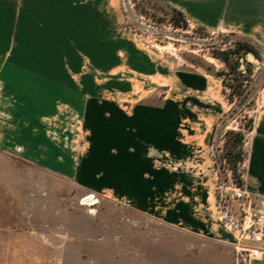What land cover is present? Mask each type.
<instances>
[{
    "label": "rangeland",
    "instance_id": "374dc122",
    "mask_svg": "<svg viewBox=\"0 0 264 264\" xmlns=\"http://www.w3.org/2000/svg\"><path fill=\"white\" fill-rule=\"evenodd\" d=\"M0 3V86L51 93L3 96L18 101L19 127L6 131L19 142L0 144V264H122L139 254L147 264H243L231 246L182 232L187 219L217 222L235 246L264 251L263 238L230 223L264 211L246 188V127L264 109V16L240 35L196 8L183 12L185 25L165 0ZM10 43L36 47L11 63ZM236 43L253 51L236 54ZM225 52L241 75L218 58ZM238 131L244 157L234 167L226 153ZM169 210L176 227L160 221Z\"/></svg>",
    "mask_w": 264,
    "mask_h": 264
},
{
    "label": "crops",
    "instance_id": "0c3cea01",
    "mask_svg": "<svg viewBox=\"0 0 264 264\" xmlns=\"http://www.w3.org/2000/svg\"><path fill=\"white\" fill-rule=\"evenodd\" d=\"M172 4L178 11L182 14L186 12L188 14H194L192 9H200L204 20L208 22L212 26H217L220 30H225L229 32H236L240 35H248L250 31H248L247 26L253 24L258 21L257 17L264 16V0H165ZM2 3H0V8ZM186 9V10H185ZM2 11L0 9V18L2 17ZM18 21V20H17ZM16 30L18 32V22ZM1 22V21H0ZM12 22V21H11ZM237 27H239L237 29ZM253 34V33H250ZM30 44V43H29ZM11 50V63L12 59L15 57L16 59L19 57L20 53L25 57L24 54L29 56V50L24 51L23 49L35 48L34 45H20V43H10ZM6 46V47H9ZM40 47L50 48V45H43ZM3 48L4 43H0V59L3 56ZM22 48L21 52L19 49ZM49 51V50H48ZM32 54L35 52L31 51ZM50 54V52H48ZM27 56V57H28ZM52 77H50L48 72H44L42 77L37 78L42 80V84H46L45 81H49ZM8 79L2 68L0 67V80ZM11 80H18L19 75L10 74ZM33 79H36V77ZM60 79V76H59ZM46 87H32L26 88V93H21L18 83L14 85L10 84V87L3 88L0 86V144L4 142H11L18 144V132L13 135L11 131H6L7 126L10 125V129H18L19 127V108L18 101L16 100V105L13 104V101L8 103L6 99L3 98L4 95L9 96H18L20 94H37V95H49L50 91H45ZM43 90L40 92H35L29 90ZM49 90V89H48ZM59 93V91H56ZM9 114L10 117H6L4 114ZM10 123V124H9ZM9 124V125H7ZM251 132V147H250V160L248 166L247 173V183L246 188L252 194H257L264 197V109L262 110L260 116L254 121V126L252 127ZM139 142V141H138ZM28 148L29 159H40L38 156L33 155L30 151L31 148ZM31 157V158H30ZM142 207V206H139ZM167 218L162 221L163 224L176 227L177 225L174 223L176 218H174L172 211L167 212ZM187 227L186 229H180L185 234L191 237H198L202 239L204 242L209 244H217L222 245L223 247L231 246L236 250L234 244V236L229 233L219 230L217 222L212 224L211 221H202L198 222L192 219L185 220ZM217 225V226H216ZM213 242V243H212ZM258 248H261L260 246ZM122 264H147V259L138 255L136 259H123ZM226 264H232V261L227 262ZM249 264H264V251H261L259 256L249 262Z\"/></svg>",
    "mask_w": 264,
    "mask_h": 264
},
{
    "label": "trees",
    "instance_id": "16d2710c",
    "mask_svg": "<svg viewBox=\"0 0 264 264\" xmlns=\"http://www.w3.org/2000/svg\"><path fill=\"white\" fill-rule=\"evenodd\" d=\"M175 13L180 16V18L182 17L184 20L185 25H187L186 20L184 19L183 14L174 9ZM176 25H178V21H176ZM245 52V51H253L252 47L248 44V43H236L234 46V50L233 52L236 54H239L240 52ZM230 53L231 52H225V53H219L218 58L223 61L225 63V65L235 74V75H241L240 74H236L237 70H238V65H239V58L236 59L235 61H231L230 59ZM250 72V70L248 71ZM234 77L231 80H235L238 83L233 87L232 93L231 95H233L234 93L239 92L238 90L241 88V83H240V79L238 77ZM241 94V93H239ZM253 124V121H252ZM252 124L250 121V124L247 125L246 129L250 130L252 128ZM230 135L233 136V143H232V148L227 150L226 153V160L228 161V163H230L231 165H233L234 167L241 161H243V157H244V151H243V142H244V133L242 131H238V132H230ZM228 144V142H226V145ZM237 148V149H236Z\"/></svg>",
    "mask_w": 264,
    "mask_h": 264
},
{
    "label": "built area",
    "instance_id": "2783aa9c",
    "mask_svg": "<svg viewBox=\"0 0 264 264\" xmlns=\"http://www.w3.org/2000/svg\"><path fill=\"white\" fill-rule=\"evenodd\" d=\"M240 197L241 194L236 195ZM259 214H253L249 217H245L243 223L236 224L235 222H230L232 226L236 227L237 231L240 232L245 238L254 237L256 240L264 239V211H258ZM240 240V239H239ZM262 250L256 247H248L237 245L236 253L237 260L243 264H249V262L257 258Z\"/></svg>",
    "mask_w": 264,
    "mask_h": 264
},
{
    "label": "bare ground",
    "instance_id": "6f19581e",
    "mask_svg": "<svg viewBox=\"0 0 264 264\" xmlns=\"http://www.w3.org/2000/svg\"><path fill=\"white\" fill-rule=\"evenodd\" d=\"M88 201H91L90 198L88 199Z\"/></svg>",
    "mask_w": 264,
    "mask_h": 264
},
{
    "label": "water",
    "instance_id": "95a60500",
    "mask_svg": "<svg viewBox=\"0 0 264 264\" xmlns=\"http://www.w3.org/2000/svg\"><path fill=\"white\" fill-rule=\"evenodd\" d=\"M251 57V56H250Z\"/></svg>",
    "mask_w": 264,
    "mask_h": 264
}]
</instances>
